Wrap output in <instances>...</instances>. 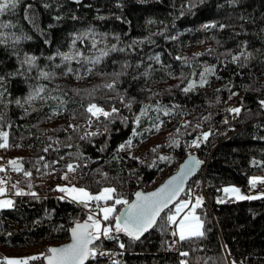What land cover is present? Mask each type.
<instances>
[{
    "label": "trees",
    "instance_id": "trees-1",
    "mask_svg": "<svg viewBox=\"0 0 264 264\" xmlns=\"http://www.w3.org/2000/svg\"><path fill=\"white\" fill-rule=\"evenodd\" d=\"M46 2L49 8L44 7V0H22L20 11L15 16L5 14L0 17L19 19L23 30L33 37L19 41L15 48L11 44L7 47L0 45V74L20 67L15 55L17 51L21 59L25 52L33 53L38 57L39 67L48 65L46 70L61 73L53 79H37L36 69L28 74V82L33 86H47L41 95L49 98L46 101L35 100L34 107L25 105L33 108L27 114H23L24 109L14 103L15 97H23L29 91L24 77H9V83L5 85L11 95L5 93L3 100L13 102L7 105L0 102V113L4 115L0 120V130L8 132L10 145L0 147V159L8 162L10 158L21 157L24 168L31 170L33 175L26 179L23 171L19 172L25 177L21 185L28 192L25 195L15 194L12 188L15 180L11 179L14 207L0 209V264H8L3 259L6 253L3 251L39 246L43 248L41 252H46L53 243L67 241L69 228L75 219L86 218L85 210L54 194L59 183L53 180V175L59 179L61 173L70 171V178L77 186H87L93 192L104 186H114L117 190L114 195L122 194L131 200L137 190H148L147 187L168 164L174 171L187 157L192 137L209 129L211 135L194 152L206 163L204 183L208 201L204 200L196 208L205 221V236L180 241L171 231L162 232L158 225H154L146 235L135 240L120 233L124 249H120L113 240L106 239L104 244L120 251L118 264H179L180 259H188L190 264H231L233 258L237 261L244 259L245 264H257L258 259L264 258V196L235 200L225 198L223 188L236 185L245 191L250 177L264 176V164H261L264 161V127H261L264 125V109L259 104V100L264 99V0H237L235 4L230 0H203L202 3L195 0L196 7L192 9L188 8L189 0H122V8L115 0ZM27 3L35 4L37 23L46 35L23 19V6ZM61 13H64L61 20L55 21L54 17ZM121 16L123 19L119 18ZM208 20H216L226 27L202 28L201 25ZM89 26H94V30L101 33H120L119 42L111 35L107 39L109 43H119L121 49L127 45L126 50L111 52L88 74H84L87 65L77 61L71 62L75 69L73 73L62 74L69 66L68 62L62 64L59 56L52 60L48 57L57 50L68 51L72 39L70 33ZM8 30L19 33L21 29L17 25ZM46 36L49 43H45ZM166 36L174 38L166 39ZM144 37H150V40L133 42L135 38ZM244 41L248 42L247 45L243 44ZM98 46L104 47L102 43ZM91 47L87 38L77 41V48L86 55L96 54L88 51ZM245 48L252 53L248 62L244 63L243 56L239 62L233 61L232 55ZM227 49L232 52H227ZM178 57L187 58L190 63L184 64ZM124 60L128 61V66L121 73L116 87L127 90L128 96L135 97V101L131 112L122 107L118 99L115 104L129 118L127 126L120 119H114L110 135L102 132L92 139H81L85 132L96 128V123L91 127L84 123L86 109L82 103L86 105L91 99L105 107L112 106L113 101L107 97L117 94L104 84L114 79L111 73L121 72ZM137 61L141 63L137 64ZM208 65L216 66L214 73L208 76V83L197 85L185 93L183 87L187 80L199 79V72ZM75 72L81 73L79 78ZM181 72L185 74L183 77ZM93 88L96 89L95 95L89 97L85 94V90ZM74 89L82 91L77 93ZM54 96L57 99H52ZM60 96L66 103L59 102ZM147 103L176 108L170 116L150 109L149 115L142 117L136 126L137 131L144 134L143 138H147L149 131L145 129L159 123L155 119L159 115L164 121L159 130L161 139L146 146L139 156L143 163L128 157V150H120V159H113L117 155L112 146L115 136L128 129L134 114ZM237 105H243L239 115L226 111ZM53 108L57 111L53 112ZM73 110L76 112L74 118ZM231 114H235L237 119L233 120ZM183 120L189 123L184 125L181 123ZM70 124L79 125L80 130L69 127ZM177 128L180 132H176ZM169 134L179 136V146L169 142ZM50 137H58L59 143ZM105 141L108 146L101 151L100 145ZM155 145L160 147L154 153L152 148ZM46 147L48 151L44 150ZM77 152L85 155L78 156ZM161 154L175 159L170 163L157 160L154 166L149 167L153 157ZM40 157H43L42 161ZM72 161H76L75 171L66 167ZM45 164L49 167H44ZM104 173L108 175L104 176ZM29 179L39 199L30 194ZM217 197L221 199L217 200ZM120 207L122 205H117V209ZM169 209L174 210L175 205ZM169 244L173 247L169 248ZM184 249L189 251L188 257L181 256ZM100 260L101 264H108L106 259ZM27 264L45 263L43 257H39Z\"/></svg>",
    "mask_w": 264,
    "mask_h": 264
},
{
    "label": "snow or ice",
    "instance_id": "snow-or-ice-1",
    "mask_svg": "<svg viewBox=\"0 0 264 264\" xmlns=\"http://www.w3.org/2000/svg\"><path fill=\"white\" fill-rule=\"evenodd\" d=\"M79 0H77V3ZM117 6L123 7L122 0H115ZM199 2H203V0H199ZM231 3H237V0H230ZM22 4V0H0V17H3L5 14L13 15L20 11ZM44 7L49 8L50 5L44 0ZM57 8L60 7L59 4L56 5ZM196 7L195 0H189L188 8L192 9ZM184 12H181L183 15ZM64 13L57 15L54 17L55 21L59 22ZM123 19V17H119ZM247 19V17H244ZM23 19L27 20L29 24L32 25L37 31H39L42 35H46L45 30L40 28L39 23H37V11L36 6L33 3H27L23 6ZM17 25H20L19 33L17 31H9L10 28H15ZM51 28L52 25L50 24ZM202 28L209 27H219L225 28L226 25L223 23H219L216 20H208L205 24L201 25ZM245 31H247L245 29ZM72 39L70 41V46L68 51H60L52 53L51 56L48 57L49 60H52L53 57L59 56L61 57V63L68 62L69 66L65 69V72L62 74L73 73L75 69L71 66L72 61L83 62L87 65V69L84 71V74L90 73L97 64H99L105 57H108L111 52L114 51H125V48H119V43H109L107 37L109 35L114 36L117 42L120 40V33H107V32H98L94 30V26H89L88 28L82 29L80 31H75L70 33ZM104 37L103 40L100 38ZM87 38L91 42V49L88 51L95 52V55L88 54L86 55L84 51L79 50L77 48V41H83ZM166 39H173L172 36H166ZM24 39H33V37L28 34V32L23 30V25L21 24L19 19H0V45L11 46L15 48V45ZM140 39H148L150 37L144 38H135L134 43ZM50 40L45 38V43H49ZM103 44L104 47H99V44ZM247 41H244L243 44L247 45ZM134 51V49H133ZM227 52L231 53V49H227ZM16 58L20 64V67L14 71H9L6 74H0V102H3L5 105L12 103L10 100H3L5 93L9 96L11 95L8 92V89L5 87L6 84L9 83V77H24V82L28 83L29 91L23 96H17L14 99V103L24 109L23 114H27L32 111V107H25V105H31L34 107V101L38 99L47 100L49 98L48 95H41L45 93L46 85L37 84L33 86L28 82V74L36 69L38 72L37 79L44 77L48 79H53L57 75L61 73H57L54 70H46L48 69V65L44 67H39L37 61L38 57L30 52H25L23 58L21 59L19 52L15 53ZM199 55V53L197 54ZM252 53L245 48L242 52H236L232 55V60L239 62V58L241 56L244 57V63L248 62V57L251 56ZM159 58V53H157V59ZM182 59L184 64H189L190 61L187 58L178 57ZM141 63L137 61V64ZM27 66V67H25ZM83 66V65H82ZM128 66V61L124 60L122 62L121 72H113L110 75L114 77L110 82L104 84L109 90H113L116 92L115 97H107L108 100L113 101L111 107H105L100 103H97L95 100H89V102L85 105L82 103V107H85L86 111L83 114L85 116L84 123L89 127L96 123L95 130L91 132H85L81 139H92L97 135H101L102 132H110V125L114 119H120L127 126L128 117L124 116L120 108L116 106L115 101L118 99L121 102V106L127 108L130 112L132 111V104L135 101V97H130L127 94V90H121L116 87L119 77L124 69ZM215 65H208L202 71L199 72V79H189L187 83L183 87V91L185 93L194 89L197 85L203 86L208 83V76L214 73ZM151 68V65H149ZM77 78L80 77V72H75ZM172 73H169L171 75ZM101 75H109L106 73H101ZM181 77L185 74L183 72L180 73ZM193 75H195V70L193 71ZM179 86V84L177 85ZM98 87V86H97ZM77 93L81 92V89H74ZM85 94L89 97L96 94V89L93 88L91 90H85ZM155 95V93H151ZM235 95V93H232ZM52 99H57V97H52ZM59 102L61 104L66 103V100L63 96H60ZM259 104L261 107H264V99L259 100ZM155 109L157 113L163 112L165 115H171L176 112L175 107H169L167 105L157 104H143L138 113H135L132 118V127L131 134L125 139L123 142L119 143L114 151L117 153L116 156L112 157L113 159H120L119 151L120 150H128V157H131L135 160H141L139 156H133L130 149L134 146V137L140 136L141 133L137 131V127L141 123V118L149 115V110ZM243 109V105L230 106L226 111L235 113L239 115ZM53 112H56L57 109L53 108ZM76 116V112L73 110L72 117ZM103 118V119H102ZM151 119V117H149ZM4 119L3 113H0V120ZM159 123H153L149 128H146L145 131H151L152 128H155L157 131L160 130L161 125L164 121L160 120L159 115L155 118ZM99 122V123H97ZM9 123H11L9 121ZM184 125H187L189 121L183 120L181 122ZM101 124L103 125L101 129ZM69 127L79 131L80 126L76 124H70ZM196 127H200V125H196ZM264 127V125H261ZM118 131V129H117ZM176 132H180V129L177 128ZM8 132L4 130H0V138H2V142H0V147L10 146L8 142ZM211 135V129L207 131H203L200 136L191 140V145L199 147L203 141H207L208 137ZM203 138V140L201 139ZM71 138V137H69ZM49 139H53L59 143L58 137H50ZM179 136L173 137L169 134V142L173 145L179 146ZM264 139V138H262ZM108 144L105 141L104 144L100 145L101 151L107 148ZM71 147V145H68ZM160 145H155L152 148V152H156L159 149ZM48 151L46 147L44 149ZM71 155V153H69ZM76 155L84 156L85 154L82 152H77ZM2 158V157H0ZM127 158V157H126ZM175 159V157L170 155H159L153 157V162L149 167H152L156 164L157 160L168 161L169 163ZM40 161L43 160V157L39 158ZM23 158L15 157L10 158L8 163L12 166V168L17 171H23L25 177H31L33 175L31 170L25 169L23 164ZM53 163H58V161H54ZM85 163H87V159H85ZM203 161L194 156L191 152L188 153L187 158L179 165L177 171L169 176L163 183L159 185V187L155 188L152 191L144 192L137 190L135 192V198L129 200L126 196L122 194H116V188L114 186H104L99 191L93 192L90 191L87 186H77L75 184H57L56 188L61 192L66 193V195H61L59 199H72L73 202H78L83 205L85 209H91L93 207L96 208V212L88 211L87 216L84 219L77 218L72 226L69 228L70 231V240L67 243L61 244L59 246H50L47 248L46 252L36 253L34 256H25V257H11L5 256L4 260L8 262V264H27L29 260H34L39 257H43L46 264H92V261L95 260V264H101V257L108 258V264H118V262L112 261V256H117L118 254L112 249L105 246L104 241L113 240L117 244H119L120 249L125 248V244L122 239H120L119 234H126L129 238L135 240L139 239L140 236L146 232L148 229H151L154 225H158L162 232L171 231L173 236L179 237L180 241L191 240L194 238L204 237L206 234V229L204 227L205 221L201 218V216L196 212V208L198 205L202 204L204 197L202 195L195 196V203H192L190 199H181L175 204V210H171L168 208V205L171 204L176 198L180 195L181 192L185 191V181L187 178L197 169L199 165H201ZM253 163H255V158H253ZM76 161L69 162L66 167L75 171L74 165ZM261 164H264V161H261ZM4 165L0 164V169H4ZM44 167H49V165L45 164ZM55 171V169H52ZM132 172V169H129ZM108 173H104V176H107ZM65 178H67V173H64ZM257 181H264V176H252L249 178V183L255 187ZM19 181L13 183L12 188L14 189L16 195H25L28 194L25 188L19 186ZM199 183V182H197ZM7 181L3 176H0V209L12 208L14 207V199L11 195L3 196L4 193L10 192L7 186ZM28 188L31 189V195L37 199L40 197L36 193L35 189L32 188L31 180H28ZM224 192L229 195L235 196L237 200L246 198L245 195L241 192L240 188L236 185H227L224 187ZM188 193H192V189H187ZM259 196H264V192L257 193ZM252 198V197H247ZM220 197H217V200H220ZM110 201H115L114 203ZM94 202V203H93ZM101 202H104L101 204ZM117 205H122L119 209H117ZM187 209V211H185ZM183 213V215H181ZM47 215V212L45 213ZM102 214V218L101 215ZM179 217V220L177 219ZM39 219V218H38ZM114 221V223H113ZM160 221H163L161 224ZM171 226V227H169ZM175 243V241H174ZM169 248L173 247V244L168 245ZM203 247V245H200ZM189 251L184 249L181 251L182 257H188ZM199 261V257L196 258ZM179 264H190L188 259H180ZM231 264H245L244 259H240L237 261L235 258L231 260ZM257 264H264V258L258 259Z\"/></svg>",
    "mask_w": 264,
    "mask_h": 264
},
{
    "label": "rangeland",
    "instance_id": "rangeland-1",
    "mask_svg": "<svg viewBox=\"0 0 264 264\" xmlns=\"http://www.w3.org/2000/svg\"><path fill=\"white\" fill-rule=\"evenodd\" d=\"M193 102V101H192ZM191 102V103H192ZM165 123H167V121L165 122ZM162 126L163 125H161V128H162ZM132 127H133V124H132V121H131V123H130V125H129V127H128V129L125 131V132H123V133H121V134H117L116 136H115V139H114V141H113V143H112V146L114 147V148H116V146L119 144V143H121V142H123L125 139H127L128 138V136L131 134V131H132ZM160 128V129H161ZM160 131H157L156 129H155V131H149L148 133H147V138H143V135L144 134H141L140 136H136V137H134V146L130 149V151L132 152V154L134 155V156H140L143 152H144V150H145V148H146V146L147 145H149V144H154L155 142H157V141H159L160 139H161V136L162 135H160V133H159ZM203 131H201V132H199V133H202ZM114 150V149H113ZM0 164H2V165H4L5 167H4V169H0V176H3L4 177V179L7 181V187L10 189L11 188V179L13 178L14 180H15V182L16 181H19L20 183H19V186L21 187V185H23V180L25 179V177L23 176V174L22 173H19V172H14L13 170L14 169H11L10 168V165H9V163L8 162H5V161H1V159H0ZM173 172V169L170 167V164H168V166L167 167H164L162 170H161V172H160V174H159V176L147 187V189H150V188H153V187H155L157 184H159L166 176H168L170 173H172ZM66 173H67V178H65V176H64V173H61L60 174V178L58 179V176L56 175H53V180H55V181H57L59 184H68V185H73V182H72V180H71V178H70V175H71V173H70V171H66ZM28 177H26V179H27ZM32 183V182H31ZM38 185H41L40 183H38ZM191 185L192 184H189V186L191 187ZM188 185H187V187H189ZM237 187H239L240 188V190H241V192L245 195V197L247 198V197H257L258 195L257 194H251V193H249V192H247V190H242V188L240 187V186H237ZM224 189V188H223ZM54 194L56 195V196H58V197H60L61 195H66V193H63V192H61L59 189H57L56 187H55V189H54ZM223 193H224V197L225 198H232V199H235V200H237L236 198H235V196H232V195H229L228 193H225L224 192V190H223ZM16 194V193H15ZM8 195H11L12 197H13V193H11V192H6V193H4L3 194V196H8ZM198 195H202V194H198ZM203 197H204V199H203V201L205 200H207L208 201V199H207V196H204V195H202ZM181 199H190L191 200V202L192 203H195V197H187V196H183V197H181ZM180 199V200H181ZM66 200H69V201H72L73 202V200L72 199H66ZM241 200V199H240ZM203 201H202V203H203ZM73 203H75L77 206H79V207H81L83 210H85V212H86V214H87V212L88 211H93L94 213L97 211L96 210V208L95 207H93V208H91V209H85V208H83V205H81V204H79L78 202H73ZM104 202H101V204H103ZM199 206V205H198ZM175 210V209H174ZM185 211H187V209H185ZM101 215V218H102V214H100ZM181 215H183V213L181 214ZM178 220H179V217L177 218ZM178 236V235H177ZM175 237V239H178L179 237ZM55 244H57V243H53V245H55ZM43 248H41V247H35V246H29V247H27L26 249H10L9 251L8 250H6V251H3L4 253H5V256H11V257H25V256H34L36 253H39V252H41V250H42ZM5 256H3V257H5Z\"/></svg>",
    "mask_w": 264,
    "mask_h": 264
},
{
    "label": "built area",
    "instance_id": "built-area-1",
    "mask_svg": "<svg viewBox=\"0 0 264 264\" xmlns=\"http://www.w3.org/2000/svg\"><path fill=\"white\" fill-rule=\"evenodd\" d=\"M231 117L233 120L237 119V116L235 114H231ZM201 133H198L196 135H194L192 137V139L196 138L197 136H200ZM191 139V140H192ZM201 139L203 140V138L201 137ZM191 142V141H190ZM204 144V141L200 144L199 147L196 146H192L191 143L189 144V152H191L192 154H194V152L200 148L202 145ZM204 179H205V168L201 169L198 174L196 175V177L194 179L191 180L190 184L191 187H187L184 195L187 197H195L198 194H202L204 196H206V187H205V183H204ZM199 182V183H197ZM187 189H192V193L189 194ZM247 192L251 193V194H257V193H262L264 192V181H258L255 184V187H253L251 184H249L246 188ZM94 203V202H93ZM118 255L117 256H112L111 259L114 262H118L119 260V250L118 249H113ZM101 259H106L108 261L107 257H101Z\"/></svg>",
    "mask_w": 264,
    "mask_h": 264
},
{
    "label": "water",
    "instance_id": "water-1",
    "mask_svg": "<svg viewBox=\"0 0 264 264\" xmlns=\"http://www.w3.org/2000/svg\"><path fill=\"white\" fill-rule=\"evenodd\" d=\"M194 156H196L195 154H193ZM197 157V156H196ZM187 158V157H186ZM186 158H184V159H186ZM198 158V157H197ZM184 159L179 163V165L184 161ZM179 165L177 166V168L172 172V173H170L168 176H166L159 184H157L155 187H153V188H150V189H148V190H140V191H144V192H148V191H152V190H154L155 188H157V187H159V185L161 184V183H163L169 176H171V175H173L176 171H177V169L179 168ZM206 167V163H202L201 165H199L198 167H197V169L187 178V180L185 181V190H186V188H187V185L189 184V182L192 180V179H194L195 177H196V175L198 174V172L201 170V169H203V168H205ZM10 168L11 169H13L12 168V166L10 165ZM185 192V191H184ZM184 192H181L180 193V195L176 198V200H174L171 204H169L168 205V208H170V207H172L173 205H175L180 199H181V197H182V195L184 194ZM135 198V193L133 194V197H132V199H134ZM154 227V226H153ZM152 227V228H153ZM151 228V229H152ZM151 229H148L146 232H144L140 237H142V236H144V235H146ZM69 240H70V231H69V238H68V240L67 241H64V242H62V243H59V244H55V245H51V246H59V245H61V244H64V243H67V242H69ZM44 263L46 264V261H44ZM87 263V262H86Z\"/></svg>",
    "mask_w": 264,
    "mask_h": 264
},
{
    "label": "crops",
    "instance_id": "crops-1",
    "mask_svg": "<svg viewBox=\"0 0 264 264\" xmlns=\"http://www.w3.org/2000/svg\"><path fill=\"white\" fill-rule=\"evenodd\" d=\"M258 182V181H257ZM259 196V195H258ZM256 197V196H255ZM178 237V236H177Z\"/></svg>",
    "mask_w": 264,
    "mask_h": 264
},
{
    "label": "bare ground",
    "instance_id": "bare-ground-1",
    "mask_svg": "<svg viewBox=\"0 0 264 264\" xmlns=\"http://www.w3.org/2000/svg\"><path fill=\"white\" fill-rule=\"evenodd\" d=\"M263 109H264V107H263Z\"/></svg>",
    "mask_w": 264,
    "mask_h": 264
}]
</instances>
